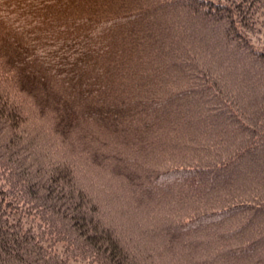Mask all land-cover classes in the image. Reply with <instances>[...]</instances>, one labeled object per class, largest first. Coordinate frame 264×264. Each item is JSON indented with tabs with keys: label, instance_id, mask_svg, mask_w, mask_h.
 Wrapping results in <instances>:
<instances>
[{
	"label": "trees",
	"instance_id": "trees-1",
	"mask_svg": "<svg viewBox=\"0 0 264 264\" xmlns=\"http://www.w3.org/2000/svg\"><path fill=\"white\" fill-rule=\"evenodd\" d=\"M257 25L264 0H0V264H264Z\"/></svg>",
	"mask_w": 264,
	"mask_h": 264
},
{
	"label": "rangeland",
	"instance_id": "rangeland-1",
	"mask_svg": "<svg viewBox=\"0 0 264 264\" xmlns=\"http://www.w3.org/2000/svg\"><path fill=\"white\" fill-rule=\"evenodd\" d=\"M200 9H203L204 8V6H201V7H199ZM221 13H223V12H221ZM225 14H228V13H226V12H224ZM217 14V13H216ZM261 19H263V18H261ZM262 22L263 21H259V24L261 23L262 24ZM242 28H244V26H241ZM257 27V29H258V31L255 29V27L254 26H252V27H249V29L250 28H253V32H252V40H253V42H255V45H258L259 47H262V48H264V26H260V25H257L256 26ZM244 29H247V28H244ZM252 30V29H251ZM250 30V31H251ZM209 30L208 29H206V33L208 32ZM255 33H257V36L256 37H254L253 36V34H255ZM253 37H254V39H253ZM199 41H200V39H199ZM238 55H241L242 57H244L245 56V53L244 52H242L241 51V53H239ZM198 58H199V55H198ZM208 58V57H207ZM216 60H218L219 62L221 61V59H216ZM198 61H201V60H198ZM259 109H260V111H261V113L263 112V106L262 107H258ZM244 145V144H243ZM242 145V146H243ZM230 153V152H229ZM171 155H173V153L171 152V154H170V156L169 157H167V159L168 158H170L171 157ZM186 163V162H185ZM176 164H179V163H177L176 162ZM164 165H166V164H164ZM136 172H138V169H136V170H134V169H132L131 170V173H132V175L134 174V173H136ZM232 217H234V218H236V216H232ZM220 221V220H219ZM216 223H219L218 221L216 222ZM220 224V223H219ZM222 225V224H221Z\"/></svg>",
	"mask_w": 264,
	"mask_h": 264
},
{
	"label": "bare ground",
	"instance_id": "bare-ground-1",
	"mask_svg": "<svg viewBox=\"0 0 264 264\" xmlns=\"http://www.w3.org/2000/svg\"><path fill=\"white\" fill-rule=\"evenodd\" d=\"M225 71H226V69H224ZM224 84H227L226 86H225V89L226 90H229V89H231V86L230 87H228V83H224ZM237 95H238V97H240L241 95H242V93L240 92V91H236L235 92ZM240 95V96H239ZM256 97H258V95H256ZM240 99L241 100H243L244 102H246L247 104H252L254 101H255V94H246L245 95V97H240ZM164 121H166V119H164ZM167 122V121H166ZM167 124H169V123H167ZM181 128H183V127H185L186 128V124L185 123H179L178 124Z\"/></svg>",
	"mask_w": 264,
	"mask_h": 264
}]
</instances>
